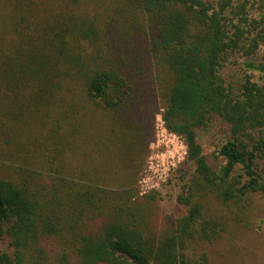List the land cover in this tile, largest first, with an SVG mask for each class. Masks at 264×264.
<instances>
[{
	"label": "trees",
	"instance_id": "16d2710c",
	"mask_svg": "<svg viewBox=\"0 0 264 264\" xmlns=\"http://www.w3.org/2000/svg\"><path fill=\"white\" fill-rule=\"evenodd\" d=\"M260 48L264 0H13L0 17V264H207L187 251L218 236L198 191L264 195V82L224 70L246 57L264 75ZM149 104L192 170L176 195L187 213L162 236L131 218ZM214 122L226 138L210 160L196 130Z\"/></svg>",
	"mask_w": 264,
	"mask_h": 264
},
{
	"label": "rangeland",
	"instance_id": "374dc122",
	"mask_svg": "<svg viewBox=\"0 0 264 264\" xmlns=\"http://www.w3.org/2000/svg\"><path fill=\"white\" fill-rule=\"evenodd\" d=\"M12 1L0 0V17ZM240 1L242 0H231L233 4ZM248 9H250L248 13L252 14V8L248 6ZM263 55L264 49L260 48L250 59L255 65L264 64ZM245 59L246 57H236L235 62L231 60L233 62L230 61L226 65L224 70L228 74V81L234 84L243 74H250L252 80L264 82V75L261 72L242 64ZM147 109L144 119L148 124V147L135 180L129 181V187L135 190L131 218H147V222L149 220L151 222L146 227H142L144 233L162 236L170 228L175 227L177 220L187 213V207L176 201V195L184 181L189 180L192 170L190 165L185 163V158L176 163L174 167L167 169L166 156L169 153L161 155L163 150L165 151L164 147L155 145V133L159 124L157 119L161 107L154 110V104H149ZM196 134L204 152L210 156V160H213L212 153H215L216 146L226 138L224 127L219 122H214L206 129H197ZM156 154L157 157H155ZM150 156L154 163L155 160L162 163V167H157V170L166 171L165 179L158 181L157 188L141 193L140 180L148 169ZM257 170L264 176V159L258 160ZM118 181L125 182V180ZM152 183L155 182H149L148 185ZM196 200L202 202L203 213L207 217L214 218L218 236L212 241L200 240L197 237L190 239L187 242V251L192 257L198 258L205 254L207 264H264V195L248 193L239 201L220 203L216 202L213 196L205 194L204 189H200L196 194Z\"/></svg>",
	"mask_w": 264,
	"mask_h": 264
},
{
	"label": "built area",
	"instance_id": "2783aa9c",
	"mask_svg": "<svg viewBox=\"0 0 264 264\" xmlns=\"http://www.w3.org/2000/svg\"><path fill=\"white\" fill-rule=\"evenodd\" d=\"M158 125L155 133V145L156 147H164L165 151L163 150V153L161 155H166L165 153H169L167 158V169L169 170L171 167H174L176 163L183 160L186 156V144L184 142V139L169 130L166 129L164 126V123L160 117L157 119ZM152 146V145H151ZM158 155L156 154L155 157ZM152 157H149L148 161V169L146 173L143 175V177L140 180L141 183V193L146 192V190L157 188L158 181H163L165 179V170H162L159 172L157 170V167L161 166L162 163H158L155 160V163L151 159ZM155 182L151 185H148L149 182Z\"/></svg>",
	"mask_w": 264,
	"mask_h": 264
}]
</instances>
